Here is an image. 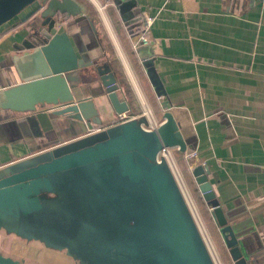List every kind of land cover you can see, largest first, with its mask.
Masks as SVG:
<instances>
[{"label": "water", "instance_id": "1", "mask_svg": "<svg viewBox=\"0 0 264 264\" xmlns=\"http://www.w3.org/2000/svg\"><path fill=\"white\" fill-rule=\"evenodd\" d=\"M82 2L0 0V29L15 21L0 37L20 27L24 39L17 48L25 50L9 71L16 82L0 87V112L24 120L0 122V143L39 138L55 118L92 127L0 167V233L62 253L73 264H215L169 166L157 159L163 148L186 153L194 146L171 112L153 130L145 117L133 115L136 104L112 65L98 18ZM131 3L114 0L128 31L145 25L132 20ZM141 35H132L136 51L150 46ZM142 65L155 95L165 97L153 59ZM124 113L135 118L117 123ZM45 136L52 140L54 133ZM191 171L231 262L264 264V252H249L229 224L208 168L196 164ZM0 264L26 263L0 253Z\"/></svg>", "mask_w": 264, "mask_h": 264}, {"label": "crops", "instance_id": "2", "mask_svg": "<svg viewBox=\"0 0 264 264\" xmlns=\"http://www.w3.org/2000/svg\"><path fill=\"white\" fill-rule=\"evenodd\" d=\"M98 1L106 3L107 17L103 14L95 26L128 87L126 96L136 104L133 115L140 114V104H147L161 124L164 113L171 112L183 137L194 146L186 153L176 151V158L222 264L233 263L192 177L196 164L208 168L216 198L240 240H247L248 251L264 252V0H131L135 7L130 11L137 12L132 20L141 18L149 25L150 46L138 51L132 35L139 32H130L141 27L128 31L114 0ZM129 9L123 7V12ZM19 30L0 37V87L16 82L9 71L14 58L25 51L17 48L24 39ZM149 57L165 97L155 95L146 76L142 60ZM100 100L108 120L111 110L105 98ZM7 120L24 119L0 112V122ZM90 128L55 118L53 125L42 126L38 140L0 143V167L81 137ZM49 132L54 133L52 140L45 136Z\"/></svg>", "mask_w": 264, "mask_h": 264}, {"label": "built area", "instance_id": "3", "mask_svg": "<svg viewBox=\"0 0 264 264\" xmlns=\"http://www.w3.org/2000/svg\"><path fill=\"white\" fill-rule=\"evenodd\" d=\"M97 8V6H95ZM102 8V11L103 9L106 8V6L104 5ZM97 10L99 11L100 13V10L99 8H97ZM148 28H149V25L148 24H145L144 26H141V29L139 30V32L141 31L142 32V35H141V38H140V41L143 42V44H148L149 41L146 37V34L148 32ZM137 94L139 95V91H137ZM141 106V112L138 116H143L146 118V120L148 121V127L147 129L149 130H153V129H156L160 124H157L155 119H154V114H153V111L149 108V106L147 104H140ZM132 118H135L133 115H130V114H121L117 117L116 119V122L117 123H121V122H124V121H127L129 119H132ZM96 131V130H95ZM176 150L174 148H163L159 153H158V156H157V159L160 160V158L164 159L167 163V165L169 166L179 188H180V191L185 199V202L189 208V211L191 212L193 218H194V221L197 225V228L203 238V241L208 249V252L213 260V262L215 264H222L221 260H220V257L216 251V248L206 230V227L199 215V212L197 210V207L196 205L194 204L191 196L189 195L188 193V189H187V186L185 184V181L183 179V176L180 172V169H179V166H178V160L176 158ZM185 159H190V157L188 156H185Z\"/></svg>", "mask_w": 264, "mask_h": 264}, {"label": "rangeland", "instance_id": "4", "mask_svg": "<svg viewBox=\"0 0 264 264\" xmlns=\"http://www.w3.org/2000/svg\"><path fill=\"white\" fill-rule=\"evenodd\" d=\"M81 1H83V3L86 4V6L88 7L89 11H91L92 17L94 16L100 19L104 14V17L106 19L107 7L103 9L101 15L96 13V7H94L97 6V8H99L98 6H106L105 2H99L98 0ZM188 193L190 195L189 191ZM0 253L4 256L16 260H23L26 264H73L72 261L62 253L53 252L51 250L45 249L42 245L38 243L27 244L23 241L16 239L13 236H6L4 235V233H0Z\"/></svg>", "mask_w": 264, "mask_h": 264}, {"label": "flooded vegetation", "instance_id": "5", "mask_svg": "<svg viewBox=\"0 0 264 264\" xmlns=\"http://www.w3.org/2000/svg\"><path fill=\"white\" fill-rule=\"evenodd\" d=\"M63 19H64V22H65V18L63 17Z\"/></svg>", "mask_w": 264, "mask_h": 264}, {"label": "bare ground", "instance_id": "6", "mask_svg": "<svg viewBox=\"0 0 264 264\" xmlns=\"http://www.w3.org/2000/svg\"><path fill=\"white\" fill-rule=\"evenodd\" d=\"M102 9V8H101ZM104 16V15H103Z\"/></svg>", "mask_w": 264, "mask_h": 264}]
</instances>
